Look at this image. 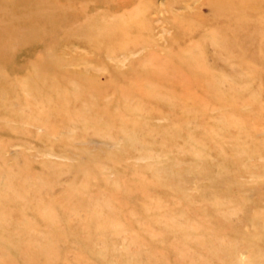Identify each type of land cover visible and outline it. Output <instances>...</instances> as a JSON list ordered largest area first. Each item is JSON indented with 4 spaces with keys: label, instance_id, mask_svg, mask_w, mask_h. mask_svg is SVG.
Returning <instances> with one entry per match:
<instances>
[{
    "label": "rangeland",
    "instance_id": "obj_1",
    "mask_svg": "<svg viewBox=\"0 0 264 264\" xmlns=\"http://www.w3.org/2000/svg\"><path fill=\"white\" fill-rule=\"evenodd\" d=\"M0 264H264V0H0Z\"/></svg>",
    "mask_w": 264,
    "mask_h": 264
}]
</instances>
